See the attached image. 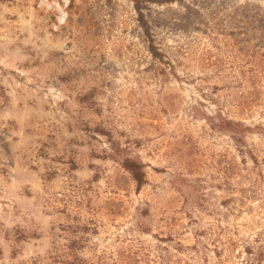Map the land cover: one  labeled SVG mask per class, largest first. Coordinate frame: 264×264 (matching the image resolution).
<instances>
[{
  "label": "rangeland",
  "instance_id": "374dc122",
  "mask_svg": "<svg viewBox=\"0 0 264 264\" xmlns=\"http://www.w3.org/2000/svg\"><path fill=\"white\" fill-rule=\"evenodd\" d=\"M249 258L264 0H0V264Z\"/></svg>",
  "mask_w": 264,
  "mask_h": 264
},
{
  "label": "trees",
  "instance_id": "16d2710c",
  "mask_svg": "<svg viewBox=\"0 0 264 264\" xmlns=\"http://www.w3.org/2000/svg\"><path fill=\"white\" fill-rule=\"evenodd\" d=\"M126 165L128 169L131 170L135 180H137L139 185H142L145 181V174L144 171L142 170L141 164L137 163L136 161L133 160H127ZM257 262V261H255ZM255 262L252 261V259H248L246 264H255Z\"/></svg>",
  "mask_w": 264,
  "mask_h": 264
}]
</instances>
